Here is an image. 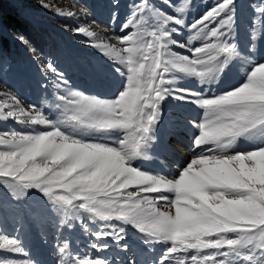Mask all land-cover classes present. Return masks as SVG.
I'll use <instances>...</instances> for the list:
<instances>
[{
	"label": "snow or ice",
	"instance_id": "obj_1",
	"mask_svg": "<svg viewBox=\"0 0 264 264\" xmlns=\"http://www.w3.org/2000/svg\"><path fill=\"white\" fill-rule=\"evenodd\" d=\"M12 2L26 7L25 0ZM120 4L110 0L113 29ZM252 7L253 23L264 21V0ZM127 8L118 25L123 35L111 37L116 43L88 42L108 68H75L115 77L112 91L77 90L49 59L37 85L51 100L46 108L39 102L25 108L11 92L0 93V125L28 127L0 126V255L23 257L0 264H38L19 235L3 231L5 209L18 222L54 226L59 264H112L73 249L65 233L77 227L93 236L88 247L95 252L109 247L101 239L126 251L120 241L130 227L148 253L159 246V255L141 264H264V57L241 63L236 0H216L191 21L183 0H130ZM185 31L194 34L182 40ZM74 32L97 36L84 25ZM4 33L0 13V39ZM12 39L28 46L22 32ZM185 129L193 155L166 174L161 153L174 154L171 141ZM149 160L161 168L147 166Z\"/></svg>",
	"mask_w": 264,
	"mask_h": 264
},
{
	"label": "rangeland",
	"instance_id": "obj_2",
	"mask_svg": "<svg viewBox=\"0 0 264 264\" xmlns=\"http://www.w3.org/2000/svg\"><path fill=\"white\" fill-rule=\"evenodd\" d=\"M12 1V0H11ZM43 3L48 4L50 7L49 9H43L40 6V3L35 1V4L26 6L24 8H21L20 5H17L21 11L22 14L25 15L27 13V17L30 18V20L35 24V28L38 31L40 22H47L49 24H55L56 22L51 16L60 17L61 15H58L56 13V9H61L64 12L72 11L76 12V17H69L70 24H67L66 26L61 27L62 30V38L57 35V38H55L54 42L52 44L45 43L42 47L40 46L38 49L37 54L31 53L29 49H17L13 51L12 49L9 51L8 54H6L4 57L0 55V67H2V72H0V93H8L11 92L13 95L17 96V98L21 101L22 106L25 108H28L30 105L35 104L39 102L44 108L47 107V105H44V100H48L49 103H51L50 98L47 95H41V89L37 86L39 82L43 81V77L41 76V69L40 65H44L49 59H55V63L61 68V64H59L58 58L65 55L67 58H73L72 55L65 49L71 50L75 49L76 47H73L78 44H83L85 41L88 43L89 41L93 43H116L115 39H112L108 36L107 32L104 30L103 26L100 24H91L90 22L93 20H96L99 18V11L94 9L87 0H42ZM101 4L103 2V7L107 10H111L110 8V0H101ZM109 2V3H108ZM130 2V0H121L120 4V20L117 22V29L119 22L123 20L124 16L128 13L127 5ZM184 4L187 7V19L188 21H191L194 18H198L203 12L208 10V8L216 2V0H183ZM261 0H236V17H235V24H234V31L233 35L235 40L239 43L240 49L242 53H244V58L242 60V64H244L247 61L250 60H257L261 57H264V21H258L257 23H253L254 18L256 16V13L253 10L252 5L259 4ZM93 4H95V1L93 0ZM108 4V5H107ZM88 13L87 16H84L82 13ZM66 17V16H65ZM68 19V18H67ZM84 25L87 27H90L92 31L97 33V36L95 37H86L83 34H76L74 32V29H76L78 26ZM58 28L59 25H55ZM41 29V28H40ZM6 30V28H5ZM64 30V31H63ZM44 31L40 30L38 33L39 38H43ZM67 34L71 38L67 39L64 37ZM255 33L257 36V40L253 41L252 36ZM194 33H189L188 31H185L184 34L180 37V39L184 40L187 39L189 35H192ZM69 38V37H68ZM91 39V40H90ZM48 40H52V37H50ZM194 45L199 44V41H194ZM256 44V51L252 52L250 51L252 44ZM66 45L67 48H64ZM28 48V47H27ZM93 48V47H92ZM32 49V48H31ZM96 50V49H95ZM99 57L94 58V64L103 66L105 69L108 68V62L106 58L98 51ZM17 56V59L14 60L13 57ZM22 57H25L24 60L21 59ZM73 64V62L68 63ZM72 83L74 87L77 90H82L79 87V84L72 80ZM7 85V87L5 86ZM191 85L189 83L187 86ZM85 88V87H84ZM93 89V88H92ZM95 90V89H93ZM86 94L90 93V90H88V87L85 89ZM97 93V91H96ZM102 93V92H101ZM185 115L188 118H192L195 114L193 113H185ZM3 128H15L17 130H24L27 131V126H20L15 124L13 121H6L3 122L2 125ZM184 134L188 135V140L190 137V132L185 129L183 131ZM189 133V134H187ZM247 146V145H243ZM8 210V209H7ZM4 210L3 215L6 217V221L16 220L15 216L12 215V211ZM11 210V209H10ZM29 222L27 223V231L21 232V229L19 228L18 233H11L9 232V229L6 228V226L3 227V231L8 234L10 237L14 235H19V238L22 240L24 247L26 250H28L31 259L37 261L38 263L42 264L43 261L48 258L50 261H52V264H57V256L56 253L53 252L49 255L43 256V252H40V254H37L38 251H44V245L47 250H51L52 245L54 244V235H55V228L51 224L44 225L43 228L41 226H34L33 231L29 232ZM15 226V223H13V227ZM90 232L96 231L98 228V224L90 223L89 225ZM15 229V227H14ZM29 233L30 236H29ZM90 234H84L80 230L77 231L75 234L74 232L68 233V236L70 238L76 239V238H83L84 240L89 239L87 236ZM91 236V235H90ZM34 238V241L40 242V247L36 248L38 251H32L30 250V238ZM101 244H108L106 239L102 240ZM38 243H36V246ZM109 247L106 251L102 252H85L89 254V257L92 256H98V257H106L109 260L112 261V264H121L124 257L122 256V253L125 251H122L116 243H109ZM38 255V256H37ZM4 258H23L16 256L15 254H12L11 256L7 253H3L2 256L0 255V259ZM113 258V260L111 259ZM50 263V262H49Z\"/></svg>",
	"mask_w": 264,
	"mask_h": 264
},
{
	"label": "trees",
	"instance_id": "obj_3",
	"mask_svg": "<svg viewBox=\"0 0 264 264\" xmlns=\"http://www.w3.org/2000/svg\"><path fill=\"white\" fill-rule=\"evenodd\" d=\"M35 1L37 0H25V5H33L35 4ZM0 13H2L5 18L6 28L2 39H0V55L4 57L11 49L15 51L21 46L18 41L12 39V35L17 32L25 34L29 41L27 47L30 51L31 48L40 46L35 24L30 20V18L22 14L21 9L16 4H14L11 0H0ZM51 17L63 25L70 24L64 17ZM40 28L44 29L42 25H39V29Z\"/></svg>",
	"mask_w": 264,
	"mask_h": 264
},
{
	"label": "bare ground",
	"instance_id": "obj_4",
	"mask_svg": "<svg viewBox=\"0 0 264 264\" xmlns=\"http://www.w3.org/2000/svg\"><path fill=\"white\" fill-rule=\"evenodd\" d=\"M179 149L182 151L181 152L182 156L179 155V157H177V158L173 154L167 155V154L161 153L162 154L161 157L164 159V163L167 165L166 174H167V172L174 171L177 167H179V165L182 162H184L189 157H192V155H193L190 150L186 151V149H184L182 147H179ZM149 167L154 168V169H158V168H161V165H160V163L159 164L152 163L149 165ZM173 211H174V209H173Z\"/></svg>",
	"mask_w": 264,
	"mask_h": 264
}]
</instances>
